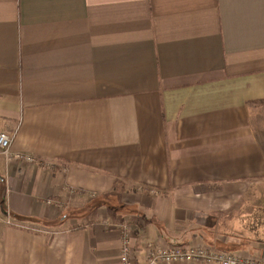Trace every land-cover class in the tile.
Wrapping results in <instances>:
<instances>
[{
	"label": "crops",
	"instance_id": "obj_1",
	"mask_svg": "<svg viewBox=\"0 0 264 264\" xmlns=\"http://www.w3.org/2000/svg\"><path fill=\"white\" fill-rule=\"evenodd\" d=\"M261 100L264 0H0V264L264 257Z\"/></svg>",
	"mask_w": 264,
	"mask_h": 264
},
{
	"label": "built area",
	"instance_id": "obj_2",
	"mask_svg": "<svg viewBox=\"0 0 264 264\" xmlns=\"http://www.w3.org/2000/svg\"><path fill=\"white\" fill-rule=\"evenodd\" d=\"M13 135L0 131V154L13 156L17 160L33 163L35 158L23 153L12 154ZM54 200H48L53 203ZM8 223L11 221L8 218ZM122 243L119 253L122 264H137L134 258L132 225L122 223ZM264 264V257L251 255L242 251L219 249L204 242L178 243L161 246L152 242L147 243L144 264Z\"/></svg>",
	"mask_w": 264,
	"mask_h": 264
},
{
	"label": "rangeland",
	"instance_id": "obj_3",
	"mask_svg": "<svg viewBox=\"0 0 264 264\" xmlns=\"http://www.w3.org/2000/svg\"><path fill=\"white\" fill-rule=\"evenodd\" d=\"M255 108L257 110V121L260 125H264V100L258 101ZM250 191L257 192L251 198L244 199V207L252 206L253 217L257 218L259 224H264V182L260 185L254 184ZM246 201H249V203L245 204Z\"/></svg>",
	"mask_w": 264,
	"mask_h": 264
}]
</instances>
